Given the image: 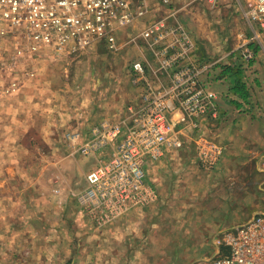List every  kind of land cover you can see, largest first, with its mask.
Listing matches in <instances>:
<instances>
[{"label":"rangeland","instance_id":"rangeland-1","mask_svg":"<svg viewBox=\"0 0 264 264\" xmlns=\"http://www.w3.org/2000/svg\"><path fill=\"white\" fill-rule=\"evenodd\" d=\"M239 3L227 0L210 8L199 0H182L173 16L159 7L144 18V26L156 20L182 26L193 46L178 65L201 71L199 85L215 96L214 108L201 117L187 115L179 127L182 147L150 168L157 202L103 226L81 205L85 175L95 159L77 149L92 126L127 121V107L140 106L145 84H131L135 61L147 65L143 81L155 91L170 88L177 66L165 72L160 62L179 47L159 61L145 43L125 44L135 29L122 31L115 51L104 45L35 51L11 34L0 37V264H207L216 236L264 208L259 189L264 176L258 171L264 152V50L252 49L256 57L250 61L241 56L245 43L264 44V32L250 26L241 10L244 0ZM33 51L45 59L25 61ZM222 65L242 71L249 97H224L222 106L236 113L220 121L218 91L207 88V82L215 80ZM231 74L227 79L233 87ZM13 83L19 86L15 93L9 92ZM230 96L241 103L238 111V104H229ZM186 125L195 130L196 135L190 131L194 141L187 142V130L182 134ZM198 138L222 149L211 169L199 162Z\"/></svg>","mask_w":264,"mask_h":264},{"label":"built area","instance_id":"built-area-1","mask_svg":"<svg viewBox=\"0 0 264 264\" xmlns=\"http://www.w3.org/2000/svg\"><path fill=\"white\" fill-rule=\"evenodd\" d=\"M181 1L0 0V37L11 34L32 50L44 47L82 51L104 45L109 51H115L126 29L138 31L125 44L145 43L159 61L166 51L179 47L172 57L160 62L165 72L168 67L177 66L170 88L155 91L143 81L147 65L135 61L130 65L131 84L135 87L145 84L140 106L127 107L130 115L127 121L104 120L92 126L77 149L81 156L95 159V165L85 175L80 202L98 226L158 200L157 188L149 179L150 168L182 147L181 130L177 126L186 121L187 115L201 117L214 108L215 96L199 85L201 71L178 65L193 46L182 26L178 23L167 26L161 20L143 25L144 18L159 7L173 16ZM199 1L213 8L222 0ZM244 3L242 10L247 22L264 32V0H244ZM171 36L175 39L167 42ZM256 38L258 33L253 30L252 39ZM241 56L246 61L253 59V51L247 44L241 47ZM179 112L183 114L181 121H174L173 116ZM72 138L75 140L76 136ZM195 143L199 162L211 169L219 161L222 149L202 138ZM258 171L264 176V152L258 159ZM259 189L264 194V178ZM214 244L217 251L207 264H264V208L223 231ZM221 247L225 248L224 252Z\"/></svg>","mask_w":264,"mask_h":264},{"label":"crops","instance_id":"crops-1","mask_svg":"<svg viewBox=\"0 0 264 264\" xmlns=\"http://www.w3.org/2000/svg\"><path fill=\"white\" fill-rule=\"evenodd\" d=\"M225 2H227V0H222L220 3H225ZM242 10V9H241ZM242 13H243V10H242ZM249 26V25H248ZM244 35V34H243ZM241 35H237V37H240ZM240 39V38H239ZM248 42V41H247ZM238 44H239V41H238ZM238 44H237V46H238ZM245 44H247L248 45V47L252 50H254V47L255 48H257V50H264V44L263 43H260V44H258V45H251V44H253V43H245ZM38 50V49H37ZM252 50V51H253ZM36 51V50H35ZM233 53H235L234 51H232L229 55H228V57H230V56H233ZM141 55H142V53H141ZM254 55V57H256V55L255 54H253ZM227 57V56H226ZM43 58V60L45 59L44 57H42L41 56V54L40 53H37V52H34L33 51V53H30L28 56H26V58H25V61H37V60H40V59H42ZM139 59V58H138ZM255 59V58H254ZM215 63H217V62H215ZM227 64V63H226ZM216 66V65H215ZM224 66H230V65H222V67L221 66H219L218 68H219V71H220V74L219 75H217V77L215 78V80H210L209 79V81L207 82L208 83V85H207V88H209L212 92L214 91H218L217 92V110H216V114H217V116H218V118H220V121L221 120H223V118H226L229 114L231 115L232 114V116L234 115V113H236V110L235 109H231V110H229V111H226V109L222 106V104H221V102H223V98L224 97H226L227 95H235L234 94V92H233V90H232V87H231V85H229L228 84V75H230V74H225L224 73V71H223V67ZM257 66H261L260 64H257ZM27 77H31V72L29 73V72H27V75H26ZM248 89V88H247ZM16 92V91H18L19 90V86H16V84L15 83H13L12 85H11V87H10V89H9V92ZM223 92V93H220V92ZM248 91H249V89H248ZM230 98L231 99H229L230 100V102L231 101H233L234 103L232 104V102L231 103H229V104H232V105H237L238 107H237V111H238V109H240V107H241V103H237V101L239 102V100L238 99H236V97H231L230 96ZM227 109H230V108H227ZM229 113V114H228ZM180 115L178 114V113H176L174 116H173V120L174 121H178L177 120V118L179 117ZM222 117V118H221ZM106 119V118H105ZM188 120V119H187ZM205 121V120H204ZM198 122V124H199V126L201 127L200 129H202L203 127H205L204 125H205V123H203V120L201 119V120H198L197 121ZM28 125H29V128H31V126H32V123L31 122H29L28 123ZM178 128L180 127V125H178L177 126ZM186 127L187 128H184L183 130H182V134L184 133V130H187V142L188 141H190V140H195V138H193L194 136H193V134H195L196 135V132H195V130L193 131L190 127H188L187 125H186ZM190 131L192 132L193 131V134H191L190 135ZM201 133H204V135H205V132H203V131H201ZM194 143V142H193ZM157 165H160L159 163H156ZM155 165V164H154ZM154 165L152 166V167H154ZM151 167V168H152ZM157 202V201H156ZM155 202V203H156ZM140 209V208H139ZM138 208H133V209H131L129 212H127L125 215H123L122 217H120L119 219H122V218H124V217H126L128 214L130 215L132 212H134V211H138L139 210ZM110 225H112V224H109V226ZM133 225V224H132ZM131 225V226H132ZM235 226V225H234ZM234 226H232V227H234ZM232 227H230L229 229H231ZM128 229H129V227H128ZM128 229L125 231V233L126 232H128ZM229 229H227V230H229ZM130 230V229H129ZM136 230H137V228H136V226L134 227V229L132 230V233L133 234H135V232H136ZM129 234V233H128ZM133 234L132 235H130V236H133ZM128 236V235H127ZM217 239V236L214 238V240H213V247L214 248H216V246H215V244H214V242H215V240ZM217 251V249L216 250H214V254H215V252ZM137 258V257H136ZM136 262V261H135ZM208 263V262H207ZM133 264V263H132ZM134 264H136V263H134Z\"/></svg>","mask_w":264,"mask_h":264},{"label":"trees","instance_id":"trees-1","mask_svg":"<svg viewBox=\"0 0 264 264\" xmlns=\"http://www.w3.org/2000/svg\"><path fill=\"white\" fill-rule=\"evenodd\" d=\"M256 50L257 48L254 47V52H256ZM223 68L225 74L232 73L231 75L235 76V81L233 83L234 86L232 87L234 94L238 95L242 101L247 100L249 97V91L246 87V84L242 81V76H241L242 71L240 69L233 71V67L231 66H224Z\"/></svg>","mask_w":264,"mask_h":264}]
</instances>
